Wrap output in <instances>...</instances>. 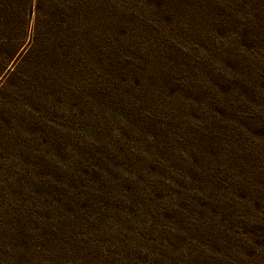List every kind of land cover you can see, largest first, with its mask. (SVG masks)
Segmentation results:
<instances>
[{
	"label": "rangeland",
	"instance_id": "1",
	"mask_svg": "<svg viewBox=\"0 0 264 264\" xmlns=\"http://www.w3.org/2000/svg\"><path fill=\"white\" fill-rule=\"evenodd\" d=\"M125 4L117 53L0 119V264H264V36Z\"/></svg>",
	"mask_w": 264,
	"mask_h": 264
},
{
	"label": "trees",
	"instance_id": "2",
	"mask_svg": "<svg viewBox=\"0 0 264 264\" xmlns=\"http://www.w3.org/2000/svg\"><path fill=\"white\" fill-rule=\"evenodd\" d=\"M125 1L0 0L1 122L10 112L15 115L12 107L27 99V93L39 99L35 93L47 86L38 78L42 73L81 71L117 53L121 39H112L130 22L122 15ZM191 19L201 24H191L193 35L207 34V25L219 34L232 33L240 42H254L264 36V0H138L139 36L154 23L164 28ZM141 59L138 56V80L146 81L151 70L141 65L148 58ZM20 120L17 115L16 123ZM263 217L259 211L254 220Z\"/></svg>",
	"mask_w": 264,
	"mask_h": 264
}]
</instances>
